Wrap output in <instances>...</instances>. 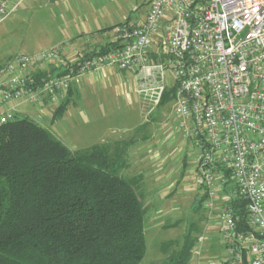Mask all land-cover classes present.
I'll return each instance as SVG.
<instances>
[{
  "label": "built area",
  "instance_id": "obj_1",
  "mask_svg": "<svg viewBox=\"0 0 264 264\" xmlns=\"http://www.w3.org/2000/svg\"><path fill=\"white\" fill-rule=\"evenodd\" d=\"M15 8L0 0V22ZM115 33L117 48L86 58L74 50V61L55 63L70 42L12 56L0 65V108L57 106L107 67L136 69L142 91L160 103L170 71L180 129L199 150L203 206L220 223L224 253L207 264H264V0H151L142 22H121ZM53 66L62 67L38 78ZM16 114L0 110V126ZM238 199L247 202L248 231L236 218Z\"/></svg>",
  "mask_w": 264,
  "mask_h": 264
},
{
  "label": "trees",
  "instance_id": "obj_2",
  "mask_svg": "<svg viewBox=\"0 0 264 264\" xmlns=\"http://www.w3.org/2000/svg\"><path fill=\"white\" fill-rule=\"evenodd\" d=\"M118 46L119 39L79 58ZM175 89L160 103L171 101ZM72 90L57 105L54 119L63 116ZM126 153L121 144L72 151L26 114L0 126V264H140L147 250L148 208L142 176L122 174L129 167ZM246 205L238 199L235 212L248 231ZM183 237L179 249L159 264H189L198 236L190 229ZM172 244L163 242V252Z\"/></svg>",
  "mask_w": 264,
  "mask_h": 264
},
{
  "label": "rangeland",
  "instance_id": "obj_3",
  "mask_svg": "<svg viewBox=\"0 0 264 264\" xmlns=\"http://www.w3.org/2000/svg\"><path fill=\"white\" fill-rule=\"evenodd\" d=\"M150 1L130 0V7L132 3L134 7L132 17L137 18L146 12ZM15 4V10L0 22V65L16 54L52 48L67 29V20L62 13L53 9L50 0H8L9 9ZM54 13L56 19L53 20L51 16ZM168 74L171 84L173 76ZM130 97L119 96L115 103L100 102L96 98L92 101L81 100L75 110L53 121L48 110L46 120L38 118L35 114L38 104H23L19 110L34 116L37 123L72 151L89 150L96 145L114 148L117 135L135 140L127 147L121 144L128 149L125 157L130 162V167L122 174L143 175L145 203L148 206L145 225L147 250L140 264H159L171 252L179 249L187 230L191 229L194 237L205 232L204 221L210 220V212L204 206L197 210L204 195L197 163L199 150L183 136L173 103L165 104L149 114L151 103L144 94L133 93ZM150 131L158 135L157 138L149 136L148 139L146 136ZM164 137L167 143L158 144V141L163 142ZM155 139L157 144L152 143L150 148L148 142ZM157 153L161 157L159 161L156 160ZM205 234L214 237L213 232ZM215 238L218 249L222 244L221 235L216 232ZM208 240L204 244L212 246V252L200 256L195 253L189 264H207L210 259H218L215 242ZM169 241L174 244L165 253L162 243Z\"/></svg>",
  "mask_w": 264,
  "mask_h": 264
},
{
  "label": "crops",
  "instance_id": "obj_4",
  "mask_svg": "<svg viewBox=\"0 0 264 264\" xmlns=\"http://www.w3.org/2000/svg\"><path fill=\"white\" fill-rule=\"evenodd\" d=\"M129 1L130 0H50V4L53 5V9L62 13L64 18L68 22V24L65 25V28H67L68 30L66 29V32L60 35L62 36L61 39H58L59 41L55 42L53 47L65 42L71 43V45L69 46V50L63 57V60L57 61L55 63L59 64V63H63V61H74L76 59L74 55V50H77V52L79 53H83L85 51L88 52L94 48H98L107 43L116 41L118 38L115 33L114 26L117 25L118 23L124 21H129L134 23L142 22L145 19L147 11L141 13L140 16L137 18L132 17L131 12L132 10H134V7H133V3L130 7ZM51 19L53 20L56 19L55 13L53 16H51ZM36 52L38 51H32V53H36ZM157 56L158 55L156 52L151 51V57L154 60L158 59ZM168 73H170V71L166 72V76H167L166 91L175 87L174 86L175 78L172 75L173 83L170 84L168 81L169 80ZM72 89L73 90L69 94L70 103L66 108V111L64 112L63 116L72 109L75 110L79 106L78 102H80L81 100L92 101L94 98H96L100 102L105 101V102L115 103V99H118L119 96L122 97L125 95L131 98L130 96L133 93L144 94L145 97L150 100L151 107L148 111L149 114H152L156 109H158L159 107L165 104L173 103L174 108L176 105V89H175V93H172L171 101L165 104L155 103L144 91H142L143 79L138 74L136 69L129 71H121L118 68L107 67L102 71H100L98 74L89 73L85 75L80 83L73 85ZM27 103L28 102L25 101H11L3 104L0 110L2 112H7L11 110L16 112L17 114L28 115V113L19 110V108L23 104H27ZM37 106L38 107L35 108V114L38 115V118L40 120L44 121L47 119V115H48L47 110L49 113H51L52 116L51 121L54 120L53 116L57 108L56 105L38 104ZM29 116L36 121L34 116L31 115ZM149 136H151V138L153 139L154 136L157 138L158 135L156 134L154 135L153 132L151 133L150 131V133L146 137L148 138ZM134 143H135L134 139L127 140V138L122 135L115 136V144H134ZM152 143L157 144V139L153 140L152 142H148L150 148L153 146ZM166 143H167L166 137H164L163 142L158 141V144H166ZM160 159L161 157L158 154L156 156V160L159 161ZM186 165L187 164H185V166ZM129 167H130V162H129ZM136 175L142 176L143 190H144L145 180L143 178V175L141 173ZM212 218H210V220H208L207 222L204 221L205 232L204 233L201 232L198 235V242L193 251L194 252L193 255L196 253L200 256L203 253L210 254L212 252L213 247L204 244L205 242H207L206 240H208V238H209L208 241L210 243L215 242V246L217 249V245H216L217 240L215 238V233L216 232L219 233L220 223L216 218V214ZM206 232L207 233L213 232L214 237L211 236L212 234H205ZM216 252L219 254L218 256H221L224 253L223 244L220 245V247L216 250Z\"/></svg>",
  "mask_w": 264,
  "mask_h": 264
}]
</instances>
